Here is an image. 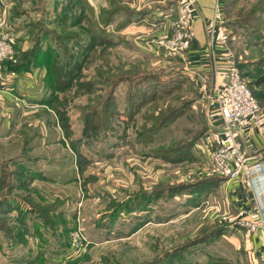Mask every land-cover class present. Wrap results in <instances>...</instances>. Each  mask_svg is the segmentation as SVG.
<instances>
[{
  "label": "rangeland",
  "instance_id": "1",
  "mask_svg": "<svg viewBox=\"0 0 264 264\" xmlns=\"http://www.w3.org/2000/svg\"><path fill=\"white\" fill-rule=\"evenodd\" d=\"M2 1L12 4L0 18L14 57L0 89L37 91L46 107L16 106L9 117L0 107V264H264V221L247 177L210 161L220 145L208 135L210 73L191 76L187 51L154 45L157 27L125 39L121 29L147 13L137 0H107L100 10L109 14L82 0ZM168 1L140 3L156 11ZM168 8L162 20L177 14ZM221 28L264 108V0H225ZM53 41L49 65L35 64L37 48ZM34 69L35 83L26 73ZM235 180L254 196L253 218H239L228 197Z\"/></svg>",
  "mask_w": 264,
  "mask_h": 264
},
{
  "label": "crops",
  "instance_id": "2",
  "mask_svg": "<svg viewBox=\"0 0 264 264\" xmlns=\"http://www.w3.org/2000/svg\"><path fill=\"white\" fill-rule=\"evenodd\" d=\"M87 5L91 7V10L95 12H100V7L107 6V0H85ZM127 1V0H123ZM130 1V0H128ZM136 1V0H134ZM144 0H137L136 2L138 5L136 9H140L139 11H145V15H139V19L132 21L127 24L126 27L121 29V34L128 39L130 37H136L139 39H145L147 35H154L155 29L156 31H160L161 28H167L168 26V19L161 17L163 13L166 12L165 5H161L162 7L157 8L155 11L150 4H141L140 2ZM172 1L171 6L168 8L169 10L173 9L176 11L177 8V0H169ZM168 1V2H169ZM1 0L0 3V12L1 10L6 11L8 14V9L12 5L9 2H3ZM224 3L225 0H196L195 2V10H194V38L186 52V64L191 73V76L198 75V71H201L203 74L204 72H209L211 77L213 78V83L209 89V101L212 104L210 112L211 123L210 127L213 130L211 133L209 132L208 135L211 134V138L216 140L218 143H221L225 140V135L223 133L221 127V118L218 112V108L216 102L214 100V96L219 90L224 82L223 73L226 69L227 58H226V36L224 31L221 28V23L223 22V12H224ZM136 5V4H135ZM145 6L141 8L142 6ZM158 7V6H157ZM156 9V8H155ZM89 12V10H87ZM157 12V13H155ZM218 12L217 18V30L215 33V37L211 40L209 35V28L212 25L213 18L215 13ZM159 21L158 23L152 22L151 20ZM165 20V21H164ZM163 21V22H162ZM110 26V25H109ZM136 42V41H135ZM47 43V42H46ZM26 45V44H25ZM24 45V46H25ZM27 47V46H26ZM3 75H9L8 68L4 69ZM12 73V72H10ZM29 77L33 78L35 83L39 78L42 77V73L40 69H34L30 71H26ZM23 73V74H26ZM14 76H21V73L17 75L12 73ZM201 79H207L206 76H200ZM199 77V78H200ZM208 81V80H207ZM17 85V84H16ZM201 88V86H200ZM32 89V87H31ZM15 93L18 95H14L18 100H16L11 94V92H0V107L4 111V113L9 117V113L15 110L16 106L22 110H25L23 113H30L36 112L39 109H43L46 106L43 105L41 98H36L34 95L37 94V91L33 93L30 90H26L25 88L21 89L17 88L13 89ZM11 96L14 102L8 97ZM26 99V100H25ZM27 101V103H26ZM42 106V107H41ZM210 108V107H209ZM237 141L239 143V147L241 152L245 154V163L247 166H250L256 162H264V134L258 132L255 129L245 128L241 131H238L237 134ZM230 191L228 192V197L231 199V203L233 207L239 210V218H253L255 215V202L254 196L252 192H250L249 188L246 185H242L241 181H231ZM248 192L243 191V187ZM244 194V195H243ZM257 211V210H256ZM244 220V219H243ZM258 245V244H257ZM259 246V245H258ZM260 247V246H259ZM261 248V247H260ZM263 248V247H262Z\"/></svg>",
  "mask_w": 264,
  "mask_h": 264
},
{
  "label": "built area",
  "instance_id": "3",
  "mask_svg": "<svg viewBox=\"0 0 264 264\" xmlns=\"http://www.w3.org/2000/svg\"><path fill=\"white\" fill-rule=\"evenodd\" d=\"M194 2L195 0H178L177 14L168 20L167 28H162L150 41L168 54L183 56L194 36ZM3 18L5 17L0 18V82L4 63L14 57L13 38L11 32L4 27L6 20ZM226 58L224 82L214 96L223 123L225 140L210 153V161L216 169L229 173L232 178L243 172L241 174L247 177L251 185L257 199L258 211L264 221V162L247 166L245 157L236 143L238 131L245 128L264 134V108L251 92L229 50L226 52ZM239 223L242 226H250L253 230L257 226L248 220Z\"/></svg>",
  "mask_w": 264,
  "mask_h": 264
},
{
  "label": "trees",
  "instance_id": "4",
  "mask_svg": "<svg viewBox=\"0 0 264 264\" xmlns=\"http://www.w3.org/2000/svg\"><path fill=\"white\" fill-rule=\"evenodd\" d=\"M82 2L84 3V5L86 6L87 5V2L85 1V0H82ZM88 6V5H87ZM87 10H89V12L91 11L92 13H94L92 10H90V7L88 6V9ZM100 12H102V13H106V14H109L111 11H108V10H106V9H102V10H100ZM106 23V22H105ZM104 23V24H105ZM50 32V31H49ZM37 36V37H36ZM57 36H59V34L57 35ZM35 39H34V44H35V47H32L33 48V50H35L36 49V44H37V42H40V39H41V36H38V35H36L35 34ZM67 39V38H66ZM40 44V43H39ZM53 44H55V42L53 41V42H47L46 44H45V48L44 47H40V49L39 48H37V50H36V57H34V62H35V64H40L41 66H48L49 65V62H51V58H53L54 57V54H55V50H54V48L55 47H53ZM56 44L58 45V43H57V41H56ZM31 60V59H30ZM30 60H27V61H29L30 62ZM29 64V63H28ZM4 67L5 68H9V69H12L13 67H12V64L10 63V61H7V62H5L4 63ZM3 67V70L5 69ZM60 68H61V70L63 71L64 70V67L63 66H59ZM27 68V65L24 67V68H22V69H26ZM58 67H54V66H52V72L53 73H55L57 76H58V73H59V71H58V69H57ZM64 73H66V69L64 70ZM244 74L242 73V76H243ZM263 82V79L261 78V77H259V79L258 80H256L255 82H253V84L254 85H259V84H261ZM255 94L259 97L260 96V94L259 93H256L255 92Z\"/></svg>",
  "mask_w": 264,
  "mask_h": 264
}]
</instances>
